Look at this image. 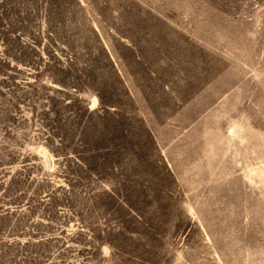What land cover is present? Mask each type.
I'll return each mask as SVG.
<instances>
[{
    "label": "rangeland",
    "instance_id": "obj_1",
    "mask_svg": "<svg viewBox=\"0 0 264 264\" xmlns=\"http://www.w3.org/2000/svg\"><path fill=\"white\" fill-rule=\"evenodd\" d=\"M6 1L0 264H264V0Z\"/></svg>",
    "mask_w": 264,
    "mask_h": 264
},
{
    "label": "trees",
    "instance_id": "obj_2",
    "mask_svg": "<svg viewBox=\"0 0 264 264\" xmlns=\"http://www.w3.org/2000/svg\"><path fill=\"white\" fill-rule=\"evenodd\" d=\"M8 1L6 0H0V20L2 21H6V19L8 18V11H9V6H8ZM9 28H7L6 32L1 31L0 29V39L2 43H6V47L8 46L7 43V34H13V27L11 24L8 25ZM1 28V25H0ZM10 45V44H9ZM9 49L5 50L2 52V54L0 55V60H2V62L0 61V69L5 66L7 64V58H8V54H9Z\"/></svg>",
    "mask_w": 264,
    "mask_h": 264
},
{
    "label": "bare ground",
    "instance_id": "obj_3",
    "mask_svg": "<svg viewBox=\"0 0 264 264\" xmlns=\"http://www.w3.org/2000/svg\"><path fill=\"white\" fill-rule=\"evenodd\" d=\"M95 100V99H94Z\"/></svg>",
    "mask_w": 264,
    "mask_h": 264
}]
</instances>
